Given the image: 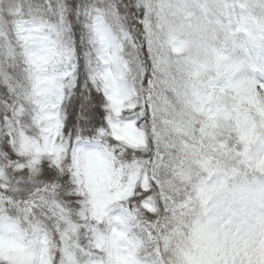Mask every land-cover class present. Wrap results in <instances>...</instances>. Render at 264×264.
<instances>
[{"label": "snow or ice", "instance_id": "6c2138e0", "mask_svg": "<svg viewBox=\"0 0 264 264\" xmlns=\"http://www.w3.org/2000/svg\"><path fill=\"white\" fill-rule=\"evenodd\" d=\"M0 264H264V0H0Z\"/></svg>", "mask_w": 264, "mask_h": 264}]
</instances>
